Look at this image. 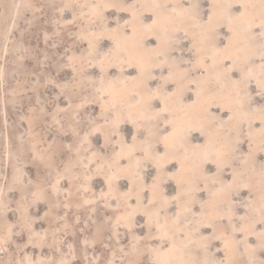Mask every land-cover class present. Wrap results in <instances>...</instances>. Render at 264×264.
<instances>
[{
    "label": "rangeland",
    "instance_id": "obj_1",
    "mask_svg": "<svg viewBox=\"0 0 264 264\" xmlns=\"http://www.w3.org/2000/svg\"><path fill=\"white\" fill-rule=\"evenodd\" d=\"M0 240L264 264V0H0Z\"/></svg>",
    "mask_w": 264,
    "mask_h": 264
},
{
    "label": "bare ground",
    "instance_id": "obj_2",
    "mask_svg": "<svg viewBox=\"0 0 264 264\" xmlns=\"http://www.w3.org/2000/svg\"><path fill=\"white\" fill-rule=\"evenodd\" d=\"M173 247V246H172ZM5 245L2 243V241L0 240V257H2V255L5 253Z\"/></svg>",
    "mask_w": 264,
    "mask_h": 264
}]
</instances>
